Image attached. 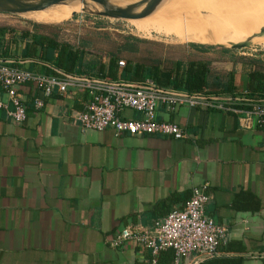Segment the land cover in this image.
<instances>
[{
	"label": "crops",
	"instance_id": "obj_1",
	"mask_svg": "<svg viewBox=\"0 0 264 264\" xmlns=\"http://www.w3.org/2000/svg\"><path fill=\"white\" fill-rule=\"evenodd\" d=\"M190 54L183 68L206 67L205 92L225 98L230 86L234 108H247L240 100L249 94L250 75H264L263 59L223 47ZM18 93L23 124L0 110V264H173L172 250L153 256L132 243H111L125 227L164 219L203 185L210 196L206 215L226 229L215 258L264 264V127L241 123L242 114L158 106L157 119L178 125L185 139L117 137L111 129H80L73 116L83 111L82 93L43 99L30 86ZM34 99L43 106L35 108ZM123 117L140 116L125 111Z\"/></svg>",
	"mask_w": 264,
	"mask_h": 264
},
{
	"label": "built area",
	"instance_id": "obj_2",
	"mask_svg": "<svg viewBox=\"0 0 264 264\" xmlns=\"http://www.w3.org/2000/svg\"><path fill=\"white\" fill-rule=\"evenodd\" d=\"M248 48L247 51L251 50ZM249 56L264 60L262 51L251 50ZM124 66V62H118L119 69ZM21 86H30L41 92L43 99H49L54 94L65 95L69 91L86 95L83 111L73 116L77 125L82 131L103 132L111 129L117 137L161 136L172 140L185 139L186 134L178 125L157 119L158 106L170 113L177 107L187 106L242 114L241 123L250 122L258 128L264 127V104H250L242 110L234 108V100L230 96L215 100L216 96L205 91L194 95L162 91L150 79L140 85H130L120 79L107 81L93 77L79 79L47 76L0 64V95L6 97L5 101L0 99V110L5 112L9 121L17 125L27 119L24 102L18 93ZM33 105L39 109L43 102L34 99ZM125 111L135 112L140 117L135 120L125 119ZM207 188V185L193 188L183 206L172 210L164 219L155 221L151 227L137 223L123 228L111 246L132 243L140 249L151 251L153 256L163 250H172L173 264H196L190 259L199 261L218 257V248L225 239L226 229L214 223L205 213L210 200ZM152 264L155 262L152 261Z\"/></svg>",
	"mask_w": 264,
	"mask_h": 264
},
{
	"label": "rangeland",
	"instance_id": "obj_3",
	"mask_svg": "<svg viewBox=\"0 0 264 264\" xmlns=\"http://www.w3.org/2000/svg\"><path fill=\"white\" fill-rule=\"evenodd\" d=\"M158 7L157 13L154 10L150 16L139 20L104 18L91 11L73 14L75 8L71 6H67L69 16L64 19L51 18L48 12L32 13L34 16L30 18L0 13V38L8 44L11 54L28 42L22 39V34L28 32L69 45L83 54L85 65H108L110 60H117L125 65L127 62L147 67L158 65L163 70H173L177 64L184 67L192 50L231 49V45L241 44L240 40L245 38L261 41L259 44L247 42L251 50L264 52V35L261 36L264 3L261 0H162ZM224 18L233 22L225 24L221 21ZM251 50L240 52L247 57Z\"/></svg>",
	"mask_w": 264,
	"mask_h": 264
},
{
	"label": "trees",
	"instance_id": "obj_4",
	"mask_svg": "<svg viewBox=\"0 0 264 264\" xmlns=\"http://www.w3.org/2000/svg\"><path fill=\"white\" fill-rule=\"evenodd\" d=\"M22 39H27L28 42L24 45L21 56L11 57L8 44L0 38V64L18 68L27 66L28 71L39 68L41 71L36 72L47 76H71L79 79L93 77L107 81L120 79L130 85H140L150 79L162 91L183 92L187 95L198 94L205 90L207 69L202 64L190 63L185 68L177 64L173 70H163L158 65L147 67L127 62L121 70L120 78H117V60H110L108 65L100 63L97 66L91 63L85 65L82 62L83 54L69 45L59 44L54 39L42 35H30L28 32L22 34ZM250 82L252 84L248 87L249 94L247 93L248 95L240 102L249 105L264 104V75L253 73L250 75ZM233 91L230 86H227L224 93H231L230 97L235 100ZM205 260L207 261L204 264H222L223 262L217 258Z\"/></svg>",
	"mask_w": 264,
	"mask_h": 264
},
{
	"label": "water",
	"instance_id": "obj_5",
	"mask_svg": "<svg viewBox=\"0 0 264 264\" xmlns=\"http://www.w3.org/2000/svg\"><path fill=\"white\" fill-rule=\"evenodd\" d=\"M75 0H35L33 3H25L24 0H0V13L12 15H24L32 12H39L48 9L52 6L70 2ZM162 0H141L124 7L110 4L108 0H88L90 4L100 8L98 11H91L93 15L120 19V20H139L150 16ZM88 13V12H87ZM264 35V29L261 31V36ZM249 47V42L231 45L232 49L242 50ZM73 78L71 76H65ZM220 98H215L219 100Z\"/></svg>",
	"mask_w": 264,
	"mask_h": 264
},
{
	"label": "bare ground",
	"instance_id": "obj_6",
	"mask_svg": "<svg viewBox=\"0 0 264 264\" xmlns=\"http://www.w3.org/2000/svg\"><path fill=\"white\" fill-rule=\"evenodd\" d=\"M35 0H24L25 3H33ZM138 1H141V0H108V2L110 4H113L115 6H119V7H124V6H127V5H130V4H133V3H137ZM255 1V0H254ZM258 1V0H257ZM263 3H264V0H261ZM55 6H58L56 7L54 10H48V9H45L43 11H39V12H32V13H38L39 15H42L43 13H46L48 12V15L49 17L51 18H59V19H64L66 17L69 16V10L67 8V6H71V7H74L75 10H74V13H77V12H85V11H92L90 9H92L93 7H98L96 5H93V4H90L88 2V0H75V1H70V2H65V3H62V4H58V5H55ZM159 6V5H158ZM157 6V8L155 9V13H157L159 11V7ZM54 7V6H52ZM97 11V10H95ZM32 13H27V14H24V16H27V17H33L34 15ZM235 18V17H233ZM221 21L223 23H231L233 22L232 20L230 21H227V18H224V19H221ZM187 23V22H186ZM262 31V29H261ZM254 33H257V32H254ZM253 34H249V36L251 35H254ZM209 35V34H208ZM214 35V34H212ZM206 36V35H205ZM218 38H220L222 41H226L227 38H221L220 36H217V35H214ZM243 37V36H242ZM231 39V38H230ZM229 39V40H230ZM232 40V39H231ZM248 40H251V41H255L257 44L261 43V41L259 40H255V39H249V38H245V39H241L240 42L241 43H244ZM228 41V40H227Z\"/></svg>",
	"mask_w": 264,
	"mask_h": 264
}]
</instances>
